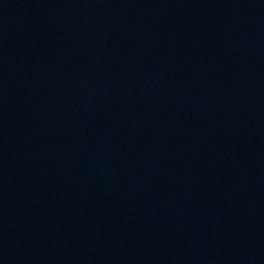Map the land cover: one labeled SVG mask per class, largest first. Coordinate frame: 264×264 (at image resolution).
<instances>
[{
  "label": "water",
  "instance_id": "obj_1",
  "mask_svg": "<svg viewBox=\"0 0 264 264\" xmlns=\"http://www.w3.org/2000/svg\"><path fill=\"white\" fill-rule=\"evenodd\" d=\"M0 264H264V0H0Z\"/></svg>",
  "mask_w": 264,
  "mask_h": 264
}]
</instances>
